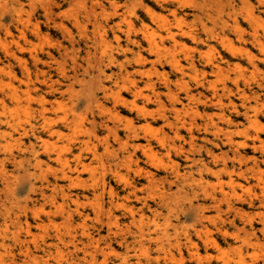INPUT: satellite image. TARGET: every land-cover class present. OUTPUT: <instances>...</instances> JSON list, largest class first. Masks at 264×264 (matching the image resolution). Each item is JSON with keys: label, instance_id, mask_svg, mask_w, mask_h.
Returning <instances> with one entry per match:
<instances>
[{"label": "rangeland", "instance_id": "374dc122", "mask_svg": "<svg viewBox=\"0 0 264 264\" xmlns=\"http://www.w3.org/2000/svg\"><path fill=\"white\" fill-rule=\"evenodd\" d=\"M0 131V264H264V0H0Z\"/></svg>", "mask_w": 264, "mask_h": 264}, {"label": "bare ground", "instance_id": "6f19581e", "mask_svg": "<svg viewBox=\"0 0 264 264\" xmlns=\"http://www.w3.org/2000/svg\"><path fill=\"white\" fill-rule=\"evenodd\" d=\"M6 7H8V6H6ZM11 7V6H10ZM13 11V10H12ZM12 11H11V14H12ZM17 11V10H16ZM148 11L150 12V14L152 13L153 15H154V11L153 10H150L149 8H148ZM14 13H15V11H13ZM17 17H20V16H17ZM23 18V17H22ZM153 42V41H152ZM263 45V44H262ZM36 59L37 60H40V59H42V57L41 56H39V55H36ZM118 64H120L119 65V71H120V74L122 75V76H125L126 74L128 75V74H131V72L132 71H130L129 69H128V67L124 64V63H118ZM102 72L103 73H105L106 74V72H105V70H102ZM108 76H111V75H108ZM51 81H50V83H49V87H51V88H55L56 86H57V84H56V82H55V80L54 79H50ZM48 81V80H47ZM102 85V88H103V90L106 92V93H112V94H114V96L116 97V99L118 100V101H122L123 103H127V100L128 99H126L123 95H122V93H120V92H118L117 94L114 92V89H112V88H109L108 86H107V84H101ZM132 86V85H131ZM134 86V85H133ZM136 88H137V86H135ZM19 87H17V86H15V87H13V89H11L10 91H8L9 93V96L11 97V99L12 100H15V101H19L20 99H21V96H23V95H21L20 94V92H19V89H18ZM139 88V87H138ZM109 90H112V92H110ZM109 91V92H108ZM134 96H135V98H137V97H139L142 93L140 92L141 91V89L140 90H137V89H135L134 88ZM141 97V96H140ZM143 97V96H142ZM146 98L150 101V99H152V96H146ZM175 100H178V98H176ZM14 101V102H15ZM22 101V100H21ZM18 103V102H17ZM21 103V102H20ZM19 104V103H18ZM133 105H136L137 106V104H136V101H133ZM174 107H175V110L176 111H179L178 110V108L179 107H176V105H174ZM30 125H31V127H34V124L33 123H30ZM44 126L46 127V126H48V123L46 124V123H44ZM49 130L52 132V133H54L55 131L54 130H52V128H49ZM28 131H30V129H26L25 130V132H28ZM0 133H1V131H0ZM1 135V134H0ZM5 134H3V136H4ZM138 134L135 132V135H134V140L135 139H137L138 138ZM258 138V137H257ZM261 140V139H260ZM43 141H45L46 142V140L43 138ZM136 141V140H135ZM134 141V145H133V149L135 150V152H136V149L137 148H139V146L141 145L140 143H137V142H135ZM149 142V141H148ZM142 146V145H141ZM32 151H33V153H34V155H35V158L37 159V162L39 163L40 161H39V154H38V151L35 149V147H34V145H32ZM241 153V152H240ZM213 155V154H212ZM15 157H16V155H14ZM244 156H245V154H244ZM215 157H217L216 155H215ZM240 157V156H239ZM245 158V157H244ZM37 163V164H38ZM41 163V162H40ZM36 164V165H37ZM67 176V175H66ZM134 187H137V183H135L134 185H133ZM45 193V192H44ZM129 208V212L133 215V216H135V207L134 206H130V207H128ZM190 209H191V211H194V208L193 207H190ZM236 211H238V210H236ZM239 212H241V211H239ZM246 213V212H245ZM7 215H8V219L9 218H11V215H10V213H9V211H7ZM243 215V214H242ZM195 216H197L198 217V220H202L204 217H206V215H205V212H204V210H199V211H197L196 212V210H195ZM207 218V217H206ZM206 218H204V219H206ZM10 220V219H9ZM251 223V222H250ZM252 225V224H251ZM250 225V226H251ZM9 227V225H7V228ZM143 227V226H142ZM245 228V227H244ZM25 229H26V232H28V233H30L31 232V227H30V224H27V226H25ZM246 230V229H245ZM34 234V233H33ZM152 233H149V234H146V231H144V229L143 228H141V230H140V233H137L136 235H134V238H137V240H135L134 242H129V245H128V248H127V250L123 253V254H118L117 252H116V250H114L113 248H112V250H110V253L112 252H114L116 255H118V256H120V259H121V261H122V263L123 264H141L140 263V261L138 262V263H135V262H132V260H131V258H130V255H129V250H130V248H131V245L130 244H132L133 246L132 247H134L135 248V246L136 245H138V247H143V244H144V242H145V240H149L150 241V243H151V241H154L153 239H155L156 237H154V236H152L151 235ZM30 235V234H29ZM147 235H148V237H147ZM164 235L165 236H168V234H167V231L164 233ZM18 238V237H17ZM89 238V243H92L93 242V238L91 237V236H89L88 237ZM157 238L158 239H155L156 240V243H155V245L157 244L158 246H159V248H163V245L161 244V242L160 241H162V238H159V236H157ZM168 238V237H167ZM20 239V238H19ZM18 239V241L20 242V243H22L21 244V248H20V250H21V253H23L24 254V256H25V258H29L31 261H33V262H36V264H38V262H37V254L35 253V250H33L32 248H31V246H29V245H27V244H25V242H24V240L22 239V241L21 240H19ZM59 239H60V237H59ZM61 240V239H60ZM63 240V239H62ZM163 242V241H162ZM82 244V246H80L79 244ZM80 243H74V246H75V248H76V251L78 252V251H82L83 253H84V256H85V258H86V256L88 255V250H87V248H88V245H89V243H87V242H85V241H81ZM212 243H213V245H216V246H218L219 245V243L217 242V241H215V240H212ZM167 244V243H166ZM91 245V244H90ZM178 245H179V243H178ZM56 246H58V245H56ZM164 246H166L165 244H164ZM146 247V246H145ZM145 247L143 248V250L141 249V251H143V254L145 255V257H146V259L148 260V262H149V260H151L152 259V257H151V254H150V252L148 251V249L146 248L145 249ZM58 248V247H57ZM158 248V247H157ZM179 248V247H178ZM181 248V247H180ZM37 249H42V250H47V248H44V247H42V246H37ZM108 249V248H107ZM160 249V250H161ZM105 250V249H104ZM107 251V250H106ZM162 251V250H161ZM180 251H182V250H180ZM88 252V253H87ZM109 251H107V253H108ZM140 252V251H139ZM169 252V251H168ZM170 252H172V251H170ZM102 253H103V250H102ZM105 254V257H104V263L106 264L107 263V261H109L108 259H109V254L110 253H108V254ZM135 253H137V252H135ZM165 253V252H164ZM93 254V253H92ZM141 254H142V252H141ZM140 254V255H141ZM159 254V253H158ZM166 254V253H165ZM170 254V253H169ZM3 255V254H2ZM91 255V254H90ZM162 255H163V253H162ZM92 256V255H91ZM95 256V255H94ZM117 256V257H118ZM142 256V255H141ZM153 256V255H152ZM158 256V255H157ZM193 256H194V254H193ZM4 257V256H3ZM142 257H144V256H142ZM168 257V256H167ZM138 258H140V257H138ZM160 258V257H159ZM166 258V257H165ZM145 259V258H144ZM168 259V258H167ZM3 260V259H2ZM1 260V261H2ZM93 260V259H92ZM140 260V259H139ZM174 260V259H173ZM69 261V260H68ZM67 261V263L68 264H71L72 262H68ZM135 261H138V260H135ZM179 261V260H178ZM6 261H4V262H2V264H8V263H5ZM98 262H99V260H98ZM111 262V261H110ZM147 262V261H146ZM151 262V261H150ZM114 263V262H113ZM40 264V263H39ZM62 264H65V263H62ZM90 264V263H89ZM93 264V263H92ZM143 264V263H142ZM185 264V263H184Z\"/></svg>", "mask_w": 264, "mask_h": 264}]
</instances>
